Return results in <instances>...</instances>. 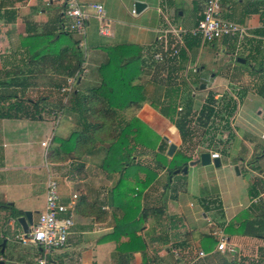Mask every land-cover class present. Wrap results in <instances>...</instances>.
Masks as SVG:
<instances>
[{
    "label": "crops",
    "instance_id": "obj_1",
    "mask_svg": "<svg viewBox=\"0 0 264 264\" xmlns=\"http://www.w3.org/2000/svg\"><path fill=\"white\" fill-rule=\"evenodd\" d=\"M78 1H91L101 4L106 0ZM135 1L143 3L144 6L139 12L131 13L133 3ZM151 1L152 0H118L119 4L123 7L131 6L129 10L130 14L135 17L141 15L143 11L149 8V5H154ZM174 1L175 0H156L155 10L158 15L161 16L162 21L160 18V21H158L155 25L141 27V30L130 32L134 35L125 33L128 38L133 36L132 41H113L105 45H99L96 46V48H93L90 54L85 52V47L81 52L82 61L80 63V67L82 72L80 76H78L77 82L79 85L78 83L76 84V89L85 90L86 88H92L99 84L100 78L97 75V69L98 66L105 61V52L103 51V47L117 44H134L139 47L140 51L153 48L158 30L165 27L166 22L164 21V18L167 22H169L166 16L163 15L161 11L162 8L171 12V14L173 13L174 16H179L178 20L181 23L177 21L178 24L174 27L179 26L185 29L190 28L188 25H190L191 22V14L184 15L181 8H173ZM249 1H255L257 11L254 13H248L246 11L236 12L234 17H237L238 19L236 24L245 27L250 37H245L238 41L235 38L232 39L235 41V49H238L240 45L244 44V47L241 48V54L244 55V57L249 58L251 61L256 62V64L254 65L252 62L253 69L251 70L248 67V70L245 69L246 66L244 65V62H239L240 65L238 63H229L226 67L227 70L223 69L221 66L212 70V74L209 76L210 79L206 78L204 82L207 83L210 81L211 83H214L213 86L210 84L211 86L209 87L211 89L213 87V91L218 92H213L211 98L207 97L205 100H198L199 106L194 120L197 121L198 126L205 128V130L208 125V129L212 128L213 123L211 120L217 112V103L223 101L224 98L229 100L228 97L234 98L233 102L238 100L237 96L241 99L243 98V100L245 99V106H248L244 108L243 111L241 110V112H243L242 118L240 117V110L238 111L234 108L231 112L229 109H224L223 112L229 114L227 116L229 120H234L236 117L238 120H241L240 128L243 130L242 137H239V139L243 142V145L248 151L246 156L243 157L244 159L239 157L240 160L247 161L253 158L254 168L259 170V173H262L261 166L258 165V158L264 157V146L262 142H256L251 139V134L253 133L252 123L255 121V119L251 121L252 115L256 113L255 111H257L256 114L261 113V110L257 105L254 106V110L251 111L249 103L252 104L253 102L261 101L260 103L264 106V73L255 71L258 67H260L259 62L263 52L262 50L264 49V0ZM183 2L186 7H188L189 4L192 11L194 7L193 3H196L194 19L197 17L196 20H198L200 18L204 0H183ZM223 6L227 7V5L224 4ZM220 7H222L221 4ZM103 12L104 20L108 25V33L104 35L98 33L97 22L96 34L98 36H110V38H112L113 36L111 33L110 21L106 15L107 12L109 13V10L105 12L103 8ZM59 14L60 6L58 3L54 2V0H0V54H2L3 58H5L4 55H14L18 57L17 60L14 59L13 63H10L5 59H0V72L13 70L18 66H22L27 52L26 47L23 45V42H25V36L43 34L46 36L45 41L47 42L48 40H52V36L55 35L56 37V33H59V31L63 32V29L60 26L58 27V23H60V25L63 23V19H61V17L59 18ZM173 18L176 20L175 17ZM59 19H61V22H59ZM233 20H235V18ZM123 33L124 32L122 31L121 34ZM150 34L151 37L148 39ZM71 38L74 37L72 36ZM185 38L190 39L192 37ZM184 39L182 43L183 46L177 48L178 57L174 60L157 62L154 61L149 54L145 56L142 54L143 56L139 58V67L141 68V72L133 82L138 83L145 88L146 96L149 85L157 78L166 80V82L169 83L168 86L177 88V92H179L180 89L183 88L182 80L186 81V71L191 68H194V71H197L199 69L198 66L201 67V65H198L200 61L190 62L187 47H184ZM219 50L226 56L228 55V50L225 46H220ZM234 55L235 52L232 54L233 58L235 57ZM237 57L238 56L235 57V61ZM45 62L44 67L46 69L48 62ZM224 65H226V63ZM249 66L251 68L250 64ZM48 69L49 68H47V70ZM56 76H58V74L54 72H49L48 74L46 72V74H41L39 76H25L26 78L24 77L25 79L22 82L19 81V77L16 85L22 84L26 88L23 91L27 93H35L33 98H30L31 96L29 95L24 96L23 92L24 97H28L30 99L45 97L44 102L47 103V109L50 104L61 101L66 102L68 98L67 95H63L60 92L55 91V89H57L54 82ZM166 82L162 85L163 89L167 86ZM233 87L236 88L237 91L231 93L230 89H233ZM228 90L229 92H226ZM210 91L212 90L206 92L209 93ZM219 91L222 92L219 93ZM224 92L228 95L231 94V96L222 95ZM159 100L165 101L166 99L160 97ZM154 101L155 100L151 97L147 96V99L145 98L139 107L134 108L129 105L125 109L117 111L116 118H124L125 120H129L131 117L137 118L143 124V130L156 134L162 142H165V146L164 144L162 145V142H159V144L157 143V146H160L159 149H149L146 147L142 148L149 149L155 153L160 152L164 156H167L166 149L169 143L174 144V152L176 149L181 148L183 145L181 142H184L185 138H188V136L186 135L184 140H181L179 132L173 123L168 119V117L159 112V105L157 106ZM175 103H179L178 105L181 106L178 99H176ZM44 114L47 116L46 113ZM249 114L251 116L246 117ZM45 116L42 120H35L38 122L36 124L32 123L35 122L34 120L15 119L19 122L3 121V126H0V196L2 195L3 198V202L0 204V207L4 208L5 205H14L20 210L31 211L28 204H33L36 201V197L39 194H43L41 201L43 208L44 189L49 178L55 179L58 185H60L58 181L60 177H62V180L66 184L75 183L77 185L78 189L70 192L67 196L63 194L62 190L59 193L61 200L64 199L63 202L69 201L71 194L73 193H75L77 197L74 204L75 211H72L73 224L66 239L65 246H67V248L64 246L66 249H58V251L53 254V264H69V260L72 256H76L73 264H224L227 260H230L231 257H234L236 260H241L246 264H264V188L259 187V185L256 188L249 187L251 190L248 189L247 196H250V198L240 208H232L226 218L224 216L226 209L225 205L223 206L224 218L201 213L202 218L206 221V228H204V231L191 229L187 227V225H184V221H178V219H175L173 222H169V227L168 225L163 227L157 223V219L151 220L148 215L145 218V222L143 223L141 229L137 232L143 239L144 249L134 251L131 255H129L126 251L118 250V242L126 240V237H120L119 241H116V239L110 234L113 227V214H115V212H113L114 208L111 206L109 200L110 189L118 178L117 174H107L99 168L98 163L102 154L100 151L98 152L96 150L88 154H84L81 159L74 160L72 162L69 159L63 162L49 161L47 158V152L50 147L53 133H56L55 136L65 138L72 130H77L78 128L74 121L75 116L69 110H62L59 115V119H55L56 121H48ZM260 116L261 115H257V118ZM21 120H23L24 123L21 122ZM258 122L261 123L262 120H258ZM18 125L20 127H17ZM172 128L174 131H172ZM20 134H22V136H20ZM227 136L232 140L233 136H231V134ZM259 137L264 139V131L260 130ZM42 142H44V145H42ZM229 142L230 141L227 140V144H223L222 149H229L233 144L232 142ZM37 143L40 148H42L41 162L34 161L36 153L32 151V146ZM234 150V154L239 153L238 150H241V146L237 144ZM260 150V154H258L259 152L255 153ZM205 151L209 152L208 149H205ZM200 152L201 151H198L195 155H191V160L196 159ZM216 152H219V150ZM218 154L219 157L217 159L219 160L220 153ZM141 155L142 153L140 156ZM10 158H16V164L8 167L7 163ZM136 158V155L133 154V163H137L139 161ZM152 161L154 164L149 163L145 166L152 169L155 167L154 169L159 170V172L156 173L154 180L140 192V210L144 209L148 189L157 187L158 192L164 191L161 190L163 189L161 188L162 184L158 185L157 182L160 181V183H162V178L165 174H167V172L163 174L165 168H156L155 161L153 159ZM189 161L185 164L187 168L189 166H193L187 164ZM198 163L199 162L194 165ZM51 164L54 166L53 170L52 168L50 169ZM87 167H93V169H91V173L87 172ZM38 168L43 169L45 176H43V178H38L36 181H32L29 179V175H34ZM3 171L11 172V178H7V175H3ZM236 174H238V170ZM72 175L75 177L72 178ZM251 175H254V173ZM18 176L26 179L20 181ZM38 190H40V193ZM135 195L136 192L133 193V196ZM189 206H191L190 203ZM156 209L157 210H154L152 208L151 211L153 213L162 211L159 208ZM172 213L171 217L173 218L176 213ZM237 215H239V224L240 222H242V224L238 226V222H235L232 225V228L235 229V227H238L236 228V232H225V227L228 222ZM32 222L33 221H31V223ZM13 223L15 222L12 219L7 220V224ZM215 228H222L227 240L234 247L235 253L232 256L228 253L225 254L215 249L216 239L212 235ZM20 229L21 228H19V230ZM243 229L244 231L242 232ZM205 236L209 238H201ZM3 240L5 242L2 252L7 250L6 258L10 260L11 264H22L21 261L23 260L21 257H23V255L21 252L15 251L12 246L7 247V240ZM202 241L205 242L204 246L201 245ZM67 250L68 252L64 253ZM172 250L176 251V255L172 253ZM34 251L38 253L37 248ZM199 251L204 252V255L198 256ZM0 259L4 264V259L1 256Z\"/></svg>",
    "mask_w": 264,
    "mask_h": 264
},
{
    "label": "trees",
    "instance_id": "obj_2",
    "mask_svg": "<svg viewBox=\"0 0 264 264\" xmlns=\"http://www.w3.org/2000/svg\"><path fill=\"white\" fill-rule=\"evenodd\" d=\"M59 26L61 27L60 23H58ZM56 35L47 42L43 34L25 36L23 45L27 52L22 66L0 72V119L42 120L46 113L58 120L64 109L73 113L78 129L72 130L65 138L55 136L54 132L47 158L52 162H63L67 159L72 162L94 150L101 152L99 168L107 174H118L109 195L110 204L115 212L110 234L116 241H119L120 237H126V240L118 242L117 248L131 255L134 251L144 249L143 239L137 232L141 229L145 218L152 213L150 208L140 210L139 194L156 177L153 170L155 167L152 169L133 163V151L140 145L149 149H159L160 146H157L159 136L143 130V124L135 117L129 120L117 119L116 112L129 105L137 108L149 96L155 100L157 106L159 105V112L173 123L183 141L188 134L187 124L192 103L181 106V109L177 111L176 107L179 103L175 102L178 99V90L168 86L169 83L162 78H157L149 85L146 96L145 88L133 81L141 72L139 58L143 56L142 54L147 55L150 49L140 51L134 44L103 47L105 61L97 69L99 84L85 90L76 89L78 76L82 72L80 67L82 50L77 47V41L71 38L70 33L59 31ZM45 61L48 62V70L44 67ZM236 63L240 65L239 62ZM259 65L260 67L255 71L264 73V52L261 54ZM248 68L253 69L252 65L251 68L248 65ZM46 72L47 74L54 72L61 77L55 83L57 86L55 90L68 96L66 102L52 103L47 109L45 97L44 99L24 97L25 86L16 85L19 77V81L22 82L25 76H39ZM67 77L73 78L70 84H67ZM165 82L167 86L163 89L164 84L161 83ZM202 83L205 84V82ZM67 85L69 90H62ZM160 97L166 100L161 101ZM233 108L234 104L230 106L229 111L231 112ZM225 128H227L226 125ZM172 131H174L173 128ZM155 157L158 160L155 161L156 168L164 167L168 176L174 169H180L191 160L181 149H176L170 157L156 152ZM134 192H136L135 196H133ZM238 220L239 215L229 221L225 232H236L238 227L233 229L232 225ZM241 224L242 222L240 224L238 222V226ZM204 243L202 241L201 245L204 246ZM224 264L246 263L231 257Z\"/></svg>",
    "mask_w": 264,
    "mask_h": 264
},
{
    "label": "rangeland",
    "instance_id": "obj_3",
    "mask_svg": "<svg viewBox=\"0 0 264 264\" xmlns=\"http://www.w3.org/2000/svg\"><path fill=\"white\" fill-rule=\"evenodd\" d=\"M154 5H149V8L143 11L141 15L138 17L131 16L130 14V8L131 6L123 7L121 4H119L118 0H106L102 4V7L104 8L105 12L109 10V13L107 12V17L110 21L111 26V33L112 38L110 36H98L96 34V26L97 21L94 17H90L88 20V25L85 29L86 35H85V47H86V53L90 54V52L93 50V48H96V46L99 45H105L107 43H111L113 41L122 42L124 40H133V36L131 38H128L125 33L129 35L130 32L141 30V27H149L152 25H155L158 21H160L161 16L158 15L156 12V0H152ZM193 11L191 7L188 4V7L185 6L183 0H175L173 2V8L179 7L183 10L184 15L191 14L190 19V25L188 27L193 28L196 24L195 21H197V17L194 19V13L196 11V3H193ZM227 5V7L223 6ZM222 7H220V17L225 18L226 20L233 21L237 23L238 19L237 17H234L236 12H248V13H254L257 11V7L255 4V1H249V0H222L221 1ZM162 13L168 21L173 25L176 26L178 23H181L178 19L179 16H174L173 13L166 11L165 9H161ZM137 16V15H136ZM176 20H174V18ZM235 18V20H233ZM162 21V18H161ZM183 25V24H182ZM192 26V27H191ZM122 31L124 32L123 34ZM127 37V38H126ZM151 37V34L148 36V39ZM189 40V41H188ZM242 44V43H241ZM225 46L228 50V55L221 53L219 50L220 46ZM184 47H187L188 54H189V60L190 62L194 61H200L198 63L199 69L197 71H194V68L188 69L186 71L187 78L186 81L182 80L183 82V88L180 89L178 92V100L181 104V106H184L185 104H188L189 102L192 103L190 107L189 112V121L187 124L188 128V138H185L184 142H181L183 145L181 146V149L187 156L191 158V155H195L196 152L202 151L204 152L205 149H208L209 151H218L220 153L219 162L220 165L218 167H214L212 164L207 165H201L200 163L189 166L187 168L186 172H181L180 170L176 173L170 174L168 176L167 174L164 175L162 178L163 181L160 183V181L157 182L158 185H161V190H164L163 192H158L157 187H154L152 189H148L147 191V198L144 200V208H152L154 210H157L156 208L161 209L160 212H152L149 214V218L151 220L157 219V223L160 226L166 227L169 222H173L175 219L184 221L187 227L191 229H195L198 231H204L206 228L205 223L206 221L204 218H202L201 213H205L206 215H213L215 217L220 216L221 218L227 217L231 209H237L240 208L246 201L250 198V196H247V191L250 188H256L258 185L261 188H264V157L258 158V165L261 166L262 173H259L257 169L254 168L253 163L254 159H249L247 161L240 160L239 157H245L247 153L246 147L243 145V142L240 141L239 137H242V130L240 127L241 120H238L236 117L234 120H229L227 116L228 113H224V109H229L231 105L234 104L235 110H240V117H243V111L244 108H246L248 105L245 106V99H241L239 96H237L238 100L234 101V98L228 97L229 100L223 99L220 103H217V112L215 113L213 119L211 120L213 123L212 128H209V125L205 128L198 126L197 121L194 120L195 114L197 112V108L199 106L198 100H205L207 97L211 98V95L214 88L212 89L209 87L214 85V83L205 82L204 87L199 89L196 88L199 83H202L205 81L206 78L210 79V75L212 74V70H215L216 67L221 66L223 69L227 70V66L229 63H236L235 57L238 56L239 58H243L245 60L244 65L246 66L245 69L248 70V65H253L249 58L245 57L241 54V48L244 47V44L240 45L238 49H235V41L226 36H222L220 38L215 39L213 42H205L201 43V40L199 37H193L190 39L185 38L184 39ZM264 47V45H263ZM81 50V49H80ZM236 50V51H235ZM264 52V49L262 50ZM235 52V57H232V54ZM217 54V56H216ZM231 54V55H230ZM5 58H3L2 54H0V59H5L9 61L10 63L14 62V59L17 60V56H8L4 55ZM232 57V58H231ZM4 61V60H3ZM226 63V65H224ZM254 65L256 62H253ZM3 72V71H1ZM225 74V73H223ZM6 78V77H3ZM56 79L54 82H57V79L59 80L61 77L56 76ZM7 80V78H6ZM164 84V83H161ZM79 85V83H78ZM195 87V88H194ZM26 88L24 87V90ZM230 89V88H229ZM209 90V93H207ZM56 91V90H55ZM207 91V92H206ZM231 93L236 92L237 89L233 87V89H230ZM222 92V91H221ZM219 91V93H221ZM226 92H229L226 91ZM226 92H224L222 95L224 96H231L228 95ZM56 93V92H55ZM31 96L30 98H33L35 95L34 92H25L24 96ZM228 102V103H226ZM261 101L253 102L252 104L249 103L251 106V111L254 110V106L258 105V108L261 110V113L256 114L254 113L252 115L251 121L255 119L253 124V133L251 134V139L253 141H259L263 143L264 146V139H261L259 137L260 130L264 131V106ZM260 104V105H259ZM233 109V110H234ZM252 114V113H251ZM256 114V115H255ZM257 115H261L257 118ZM45 116V115H44ZM251 116L250 114L246 117ZM48 121L55 119L52 118L51 115L45 116ZM204 120V118H203ZM258 120H262L261 123L258 122ZM16 122L15 119H0V126H3L2 122ZM35 121V120H34ZM56 121V120H55ZM209 121V120H208ZM250 121V120H248ZM19 122V121H17ZM21 122L24 123L23 120ZM34 124L38 122H32ZM225 123V124H224ZM225 125L227 128H225ZM203 126V125H202ZM15 127V126H14ZM17 127H20L19 125ZM16 129V128H15ZM19 129V128H17ZM228 132V133H227ZM233 136L232 140L228 138L227 135ZM22 136V134H20ZM227 140H229V143H233L229 149H222L223 144H227ZM162 142L160 138L158 139L157 143ZM165 142H162V145ZM239 144L241 146V150H238L239 153L234 154V149ZM144 148V147H143ZM142 146H136L135 150L133 151V154L136 155V159L139 161L137 163H141L142 165H148L149 163H153L152 159L154 161L157 157H155V152L149 150V149H143ZM139 149V151H138ZM263 149V147H262ZM32 151L36 153V158L34 161L41 162L42 161V148H40L39 144H34L32 146ZM260 151H256L255 153ZM142 155L140 156V154ZM162 154V153H161ZM256 154V155H258ZM142 158V159H141ZM13 158H10L7 165L10 167V165L16 164V158L11 160ZM244 159V158H243ZM153 167V166H152ZM54 169V166L51 164L50 169ZM238 170V174H236V170ZM92 168L87 167V172L91 173ZM255 169V171H254ZM51 170V171H52ZM30 172V171H26ZM154 172L157 173L159 170L154 169ZM166 171L164 170L163 174ZM254 173V175H251ZM3 175H7V178H11V172L9 171H3ZM45 176V172L43 169H37L36 173L34 175H29V179L32 181L38 180V178H43ZM118 176V174H117ZM75 176L72 175V178ZM18 179L20 181L25 180L26 178L18 176ZM58 185V192L62 190L63 194L67 196L72 191H75L78 189L77 185L75 183L66 184L62 180V177L59 178ZM253 184V185H252ZM63 185V187H62ZM108 186V185H107ZM62 187V188H61ZM250 187V188H249ZM251 190V189H250ZM40 190H38L39 192ZM40 193V192H39ZM20 197V196H19ZM22 197V196H21ZM43 194H39L36 197V201L31 204L29 203V207L32 211V221L33 223L37 219L38 212L42 209L41 201H42ZM64 199H62L63 201ZM3 202L2 195L0 196V204ZM139 202H141V199L139 198ZM189 203L191 206H189ZM226 206L225 212L223 206ZM231 207V208H230ZM230 209V210H229ZM75 211V209L73 208ZM24 210H20L19 208H16L14 205H5L4 208L0 207V242L3 239L7 240V247L12 246L15 251L21 252L23 255L21 263L23 264H34L35 256H37V253L34 251L36 248L32 245H23L19 241H17L16 236L22 233V230L19 226V224L15 221L16 218L20 215H22ZM174 212L176 215L172 218L171 213ZM223 212L225 213L223 216ZM173 214V213H172ZM12 219L15 223L13 224H7V220ZM75 220V219H74ZM155 224V222L153 221ZM158 225V226H159ZM170 225H168L169 227ZM18 227V228H17ZM167 227V228H168ZM207 231V230H206ZM67 248V246H65ZM65 247H62L63 249H66ZM7 249V248H6ZM61 250V248H59ZM77 250V248H76ZM6 251L0 253V256L4 259V264H11L10 260L6 258ZM58 249L53 250L51 254H49V259L53 261V254L57 252ZM68 250L64 253H67ZM172 256V255H171ZM76 256H72L69 260L70 263H74V259Z\"/></svg>",
    "mask_w": 264,
    "mask_h": 264
},
{
    "label": "built area",
    "instance_id": "obj_4",
    "mask_svg": "<svg viewBox=\"0 0 264 264\" xmlns=\"http://www.w3.org/2000/svg\"><path fill=\"white\" fill-rule=\"evenodd\" d=\"M54 2L60 6V15L63 19L61 28L74 37L79 49L85 48V29L90 17L96 18L98 33L103 35L108 33V25L104 20L103 7L100 3L78 0H54ZM220 4L221 0H204L200 18L193 28L174 27L164 18L165 27L158 30L155 45L150 49L149 56L157 62L176 59L177 48L183 46L185 37H199L201 42H210L222 36L235 38L237 41L250 37L245 27L219 16ZM131 13H134L133 9ZM72 80L71 77L67 78V84H70ZM62 90H69V86ZM180 109L181 106L178 105L176 110ZM218 157V152L209 151L210 160ZM76 197L77 195L73 193L69 201L63 202L58 192L57 181L52 178L47 180L44 189V205L36 221L27 227L26 232L22 231L16 236L21 244H31L38 249L34 264H53L48 257L49 254L66 245L67 235L73 224L72 211ZM212 235L216 239V250L230 255L235 253L234 247L227 240L222 228H215ZM172 253L176 255L175 250H172ZM203 255L204 252H198V256Z\"/></svg>",
    "mask_w": 264,
    "mask_h": 264
},
{
    "label": "water",
    "instance_id": "obj_5",
    "mask_svg": "<svg viewBox=\"0 0 264 264\" xmlns=\"http://www.w3.org/2000/svg\"><path fill=\"white\" fill-rule=\"evenodd\" d=\"M143 6H144L143 3L135 1L133 3L134 12H139ZM236 61H238L240 63H243L244 59L237 57ZM198 87H199V89H201V88L204 87V84L200 83L198 85ZM174 148H175L174 144L169 143L168 147L166 149V155L167 156H171L172 153H173ZM197 162H199L201 165H207V164L211 163L214 167H218L219 166V160L217 158H214V159L210 160L209 152H207V151L200 152L196 159L190 160L187 164L188 165H194ZM186 168H187V166L185 165V166H182L180 169H174L173 173H176L179 170L181 172H186ZM235 170H236V168H235ZM236 173H237V170H236ZM15 221L19 224V226L21 227L22 231L26 232L28 225L31 224V221H32V212L29 211V210H24L22 215L18 216ZM4 242H5L4 240L1 241L0 252L3 251ZM0 264H3V261L1 259H0Z\"/></svg>",
    "mask_w": 264,
    "mask_h": 264
}]
</instances>
